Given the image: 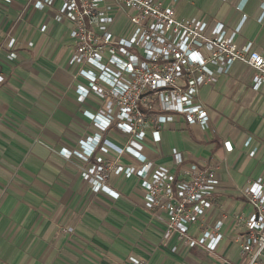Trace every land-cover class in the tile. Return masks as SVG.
Returning <instances> with one entry per match:
<instances>
[{
	"label": "crops",
	"instance_id": "1",
	"mask_svg": "<svg viewBox=\"0 0 264 264\" xmlns=\"http://www.w3.org/2000/svg\"><path fill=\"white\" fill-rule=\"evenodd\" d=\"M158 1L172 6L178 18L201 19L208 26L219 22L228 31L239 26L235 43L264 52V0ZM49 19L46 10H33L21 0L0 2V264H131L129 257L143 264L237 261L238 244H227L238 233L231 216L248 212L241 190L264 176V83L252 88L256 70L235 62L215 83L199 88L196 99L207 111L206 129L175 117L160 131V142L141 143L147 160L178 176L190 164L215 166L216 205L206 223L221 224L223 236L214 253L188 249L172 236L163 238L162 223L143 208L135 175L110 173L104 184L119 193L112 198L94 192L83 179L92 161L64 154L78 150V141L96 131L83 110L94 112L97 101L93 94L77 100L67 65L72 44ZM8 35L17 40L13 60L3 47ZM104 136L118 145L127 138L115 126ZM173 150L180 153L181 166L174 164ZM104 158L124 167L136 164L126 153L111 151Z\"/></svg>",
	"mask_w": 264,
	"mask_h": 264
},
{
	"label": "built area",
	"instance_id": "2",
	"mask_svg": "<svg viewBox=\"0 0 264 264\" xmlns=\"http://www.w3.org/2000/svg\"><path fill=\"white\" fill-rule=\"evenodd\" d=\"M11 1L0 0L4 5ZM21 1L33 10H46L49 20L62 27V36L72 44L67 65L72 69L77 100L84 102L93 94L97 101L94 112L83 110L96 131L78 141V150H64L67 157L92 161L83 179L94 192L117 198L119 193L104 184L109 174L135 175L140 180L143 208L160 220L164 239L172 236L188 249L216 252L223 236L221 224L206 223L216 205L215 166L190 164L178 176L169 167L147 160L141 143L160 142V131L175 117L187 126L206 129L208 114L196 99L199 88L215 83L218 75L241 62L256 70L251 81L257 89L264 83V52L252 50L250 43H235L239 26L228 31L219 22L208 26L201 19L178 18L172 6L158 0ZM39 29L45 32L47 23ZM16 44L15 37L5 38L9 59L16 58ZM32 44L29 41L26 46ZM112 126L127 136L123 145L104 136ZM224 146L232 149L229 141ZM111 151L128 154L136 164L116 165L114 159L104 158ZM171 154L174 164L181 166L180 153L173 150ZM241 193L248 212L231 216L238 233L227 244H238L239 257L230 264H264V176ZM128 261L143 264L134 257Z\"/></svg>",
	"mask_w": 264,
	"mask_h": 264
},
{
	"label": "rangeland",
	"instance_id": "3",
	"mask_svg": "<svg viewBox=\"0 0 264 264\" xmlns=\"http://www.w3.org/2000/svg\"><path fill=\"white\" fill-rule=\"evenodd\" d=\"M151 98L153 99V100H156V95L155 94H153L152 96H151ZM187 253H189V255H191V256H193L194 258H198V259H201V260H204L205 259V255H201V254H199V253H197L196 251H194V250H189ZM212 256V255H211Z\"/></svg>",
	"mask_w": 264,
	"mask_h": 264
}]
</instances>
